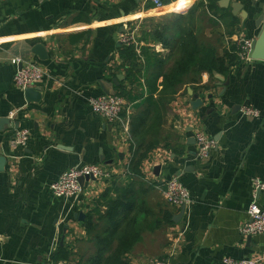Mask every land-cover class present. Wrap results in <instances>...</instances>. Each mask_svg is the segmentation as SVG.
<instances>
[{
    "label": "crops",
    "instance_id": "crops-1",
    "mask_svg": "<svg viewBox=\"0 0 264 264\" xmlns=\"http://www.w3.org/2000/svg\"><path fill=\"white\" fill-rule=\"evenodd\" d=\"M143 1L0 0V117L8 118L0 125V155L5 158L0 170V264H45L49 256L78 264L96 247L88 240L84 219L98 201L103 212L108 198L130 199L145 213L140 239L128 254L130 264L161 259L169 264H225V258L264 255V233L240 232L250 202L256 199L264 206V188L255 195L253 188L256 178L264 183L263 60H239L228 73L181 74L165 110L149 123L154 126L147 133L158 144L139 174L124 172L132 158L130 130L127 137L89 104L91 97L118 93L122 85L129 124L132 118L152 115L144 76L155 77L175 62L189 29L198 46L202 42L220 53L232 47L230 36L237 31L252 39L257 35L255 19L263 0L219 5L232 14L230 3L240 2L248 12L245 20L232 14L238 26L231 34L219 12L192 10L198 0H171L161 8ZM157 29H165L166 45L163 37H154ZM132 31L139 43L136 82L127 74L122 53V35ZM36 44L46 48V59L32 52ZM144 47L154 54L147 66ZM14 58L42 68L43 77L31 87L40 90L38 98H28L14 84ZM118 74L123 79L115 86L112 80ZM217 74L228 79L227 85H217ZM189 88L204 100L196 110L190 109ZM245 105L256 108L259 116H243L240 107ZM194 127L216 141L207 159L199 160L195 143H189ZM24 128L29 130L26 144L13 146L15 131ZM87 163L112 170L111 178L85 180L74 199L53 195L50 183L63 171ZM173 176L191 198L178 221L173 217L180 207L162 194ZM105 192L107 199L101 197ZM79 212L81 221L75 216ZM62 248L69 253L66 260L58 258Z\"/></svg>",
    "mask_w": 264,
    "mask_h": 264
},
{
    "label": "trees",
    "instance_id": "trees-1",
    "mask_svg": "<svg viewBox=\"0 0 264 264\" xmlns=\"http://www.w3.org/2000/svg\"><path fill=\"white\" fill-rule=\"evenodd\" d=\"M170 2L171 0H163L164 4H169ZM153 6V4H147V7ZM198 8L211 14L219 12L220 19L223 21L222 24H224L223 26L226 27L229 34L234 32V26H238L236 17L228 10L220 8L219 0H198L194 3L192 10L195 11ZM155 34L157 35L154 37L159 38L161 41V37H163V44L166 45L165 29H160V31L157 29ZM147 36L148 34L146 33V40ZM181 40V45L178 48L179 54L172 65L166 70L163 67L161 72L157 73L155 77L153 75H150V77L144 76L148 87V96L145 99L148 105V115L150 113L152 115L132 118L130 123L132 158L128 169L132 173H140L143 160L147 157L148 152L158 144V141L152 140L153 136L150 137V134L147 133L148 129L154 126L149 123L152 120L156 121V113L164 111L166 103L176 93L180 75L190 71L208 72L210 74L215 72L228 73L234 65H238V62H240L235 52L236 46L234 44L231 45L230 49H223L218 53L202 42L198 46V40L190 29L187 32V36ZM144 48L143 52L147 58V66L154 54L148 51V47ZM122 53L123 59H125L124 65L128 68L127 74L136 82L140 69H138V72L134 71V62L137 60L134 47L125 45ZM138 66L140 67V65ZM159 78H161L160 83L158 82ZM118 94L124 96L122 85L118 87ZM140 118H142V121L139 120ZM106 194L105 192L101 197L107 199ZM97 203L84 219L88 240L96 244L95 252L86 258L81 257L78 264H130L128 254L134 244L140 239L141 222L145 219V213L141 207H133L130 199L108 198L103 212L100 209L102 206L101 201ZM61 250L58 258L66 260L69 253L66 248Z\"/></svg>",
    "mask_w": 264,
    "mask_h": 264
},
{
    "label": "built area",
    "instance_id": "built-area-1",
    "mask_svg": "<svg viewBox=\"0 0 264 264\" xmlns=\"http://www.w3.org/2000/svg\"><path fill=\"white\" fill-rule=\"evenodd\" d=\"M144 5L151 3L156 8L163 7V0H144ZM137 28V27H136ZM136 30V29H134ZM230 40L236 46V54L240 61H250L248 51L252 38L246 36L240 31L230 36ZM122 41L125 45L133 46L135 51L139 53V43L134 37V31L130 34L122 35ZM12 63L17 65V69L13 75L14 84L24 90L34 87L43 77L42 68L34 61H22L20 58L12 59ZM89 104L94 113L105 118L106 121L118 127V129L127 137H129V108L124 96L114 94H102L97 97H91ZM125 113V116L123 115ZM240 113L243 116H259V111L249 105L240 107ZM29 138L28 129H17L12 138L13 146H24ZM194 139L196 145V156L199 160L207 159L216 145V141L208 136L199 127H194ZM124 172H129L127 169ZM113 171L101 164H78L68 170L63 171L59 177L50 183V190L56 197L69 200L74 199L83 191V185L80 184V177H88L87 180H108L111 178ZM165 187L162 190L164 199L177 207L187 206L190 201V193L188 189L182 185L176 176L165 181ZM254 195L258 190L264 188V183L259 179L253 180ZM240 232L245 236H252L264 233V206L258 204L253 199L247 207V220L241 225ZM225 264H263L264 255L258 257H246L242 259L225 258ZM45 264H67L63 260H54L51 256L47 257ZM152 264H169L168 261L161 259L152 261Z\"/></svg>",
    "mask_w": 264,
    "mask_h": 264
},
{
    "label": "water",
    "instance_id": "water-1",
    "mask_svg": "<svg viewBox=\"0 0 264 264\" xmlns=\"http://www.w3.org/2000/svg\"><path fill=\"white\" fill-rule=\"evenodd\" d=\"M230 0H219V5L222 7H228ZM230 7H231V12L233 15H239L242 19L245 20V18L248 16V12L245 11L244 9H242L243 5L240 2H231L230 3ZM243 20V21H244ZM255 25L259 28V31L257 33V35L252 39V42L250 44V49L248 51V58L250 60H263L264 61V0L261 3L260 6V12L257 16V18L255 19ZM32 52L35 53L40 59H46L47 58V54H46V48L42 45V44H36L34 45ZM215 77L218 80L217 85H227L228 83V79H224L221 75L217 74L215 75ZM123 79V76L118 74L113 80V84L115 86L119 85L120 81ZM25 95L28 98H32L34 97L35 94H37V98L38 96H40V90L36 87V88H26L24 90ZM189 95L191 96V99L189 100V105H190V109L191 110H196L198 109L200 106H202L204 104V100L202 98L199 97V95L197 94H193L192 90L189 88L188 89ZM115 91L111 90V91H107L106 94H114ZM212 94L208 95V98H212ZM214 108H211L208 112L210 113ZM8 118L6 117H0V125L3 123H7ZM17 123H15L16 125ZM18 126V124H17ZM189 143H195L194 138H191V140L189 141ZM4 164H5V158L3 156L0 155V170L4 169ZM158 167H156L157 169ZM92 180H95L94 177H90ZM88 177H80L79 178V182L81 185H83L84 181L87 180ZM185 210V206L182 205L180 207V213L175 215L173 217V221H178V219L182 216V214L184 213ZM75 216L81 221L83 220V212H79L76 213ZM63 240V238H62Z\"/></svg>",
    "mask_w": 264,
    "mask_h": 264
},
{
    "label": "rangeland",
    "instance_id": "rangeland-1",
    "mask_svg": "<svg viewBox=\"0 0 264 264\" xmlns=\"http://www.w3.org/2000/svg\"><path fill=\"white\" fill-rule=\"evenodd\" d=\"M173 1H174V0H173ZM200 17H201V14H200ZM199 19H200V18H198V21H199ZM202 21H203V19L200 20V24H199V25H200V34H201V29H202V27H203Z\"/></svg>",
    "mask_w": 264,
    "mask_h": 264
}]
</instances>
